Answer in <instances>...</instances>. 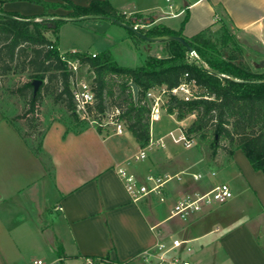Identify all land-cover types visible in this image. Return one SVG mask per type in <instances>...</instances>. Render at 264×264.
Instances as JSON below:
<instances>
[{
	"label": "crops",
	"instance_id": "obj_1",
	"mask_svg": "<svg viewBox=\"0 0 264 264\" xmlns=\"http://www.w3.org/2000/svg\"><path fill=\"white\" fill-rule=\"evenodd\" d=\"M3 1L6 12L26 17L45 14L44 7L28 1ZM71 1L89 6L105 0ZM108 1L126 20L136 16L147 20L149 24H137L146 30L178 32L188 15L183 30L187 38L214 27L217 21L225 22L240 49L234 55L225 52L227 57L238 65L244 57L251 71H264V0ZM47 14L79 21L66 18L69 11L62 8L49 9ZM128 38L136 49L148 52L147 58L166 55L165 43H149L131 34ZM160 44L165 50L158 48ZM4 112L0 110L4 125L0 131V264H32L38 259L46 264H83L90 257L138 264L144 262V251L174 239L190 242L192 251L184 249L180 255L196 264H264V173L252 167L242 150L231 156L207 151L204 156L183 157L166 145L149 152L146 160L135 161L143 147L129 131L115 136L110 128L70 130L56 121L47 128L36 153ZM170 117L177 120L176 115ZM194 119L192 115L177 122L184 129ZM118 167H125L142 182L149 175H180L181 181L167 184L164 203L154 195L133 202L117 174ZM195 167L197 171L191 173ZM194 175L203 179L196 181ZM219 184L230 186L233 198L229 202L186 221L171 218L179 198L207 193ZM59 245L63 258L58 256Z\"/></svg>",
	"mask_w": 264,
	"mask_h": 264
},
{
	"label": "trees",
	"instance_id": "obj_2",
	"mask_svg": "<svg viewBox=\"0 0 264 264\" xmlns=\"http://www.w3.org/2000/svg\"><path fill=\"white\" fill-rule=\"evenodd\" d=\"M22 1L44 7L45 14L26 17L20 13L6 12L3 7L5 1L0 0V79L10 75H29L27 81L11 90L24 101L23 118L28 122V129H34L40 107L50 96L54 104L65 106L72 118L80 122L71 88L76 75L62 60L57 38L61 26L68 21L48 15V10L62 8L69 11L68 19L106 16L132 27L138 21L147 20L139 16L126 20L108 0L93 1L89 6H79L71 0H60L61 3ZM187 21L188 15L178 32L168 28H139L138 31L152 38L169 35L181 37L193 48V55L177 41L165 43L164 57L150 56L139 67L118 64L111 51L98 53L96 57L89 52L68 54L69 58L78 60L81 67H88L93 75L91 87L95 101L88 110L89 114L99 119L116 109L120 110L119 119L125 122L126 130L145 147L151 138V110L145 101L146 92L158 86L176 88L188 74V80L195 83L197 98L185 102L172 97L168 104V114L176 115L178 122L195 116L192 124L182 129L185 137L207 141L208 132L212 131L215 138L212 149L223 150L230 156L235 150H242L252 167L264 173V71L253 72L226 56V50L236 43L227 23L217 21L216 26L187 38L183 34ZM217 26L221 34L215 37L214 29ZM128 32L137 38L133 32ZM47 33L53 35L54 39L48 38ZM132 85L138 87L137 99L134 98ZM11 122L28 142L15 118ZM98 130L102 131L100 128ZM30 145L34 152L39 153L42 140L37 146ZM57 252L63 258L64 251L60 245ZM85 262L117 264L108 258L98 257L86 258Z\"/></svg>",
	"mask_w": 264,
	"mask_h": 264
},
{
	"label": "built area",
	"instance_id": "obj_3",
	"mask_svg": "<svg viewBox=\"0 0 264 264\" xmlns=\"http://www.w3.org/2000/svg\"><path fill=\"white\" fill-rule=\"evenodd\" d=\"M203 1V0H198ZM127 13L124 12V15ZM136 30L140 28L139 25L134 26ZM141 29V28H140ZM75 53V52H70ZM69 53V54H70ZM96 57V54H93ZM62 60L66 62L68 68L76 75L75 80L72 83V92L76 101L77 110L76 113L79 118L88 122L91 126L97 129H111L113 135L122 136L126 131V125L124 121L119 118L121 111L116 109L111 114L101 116L99 119L93 118L89 114V108L94 104L95 96L92 91L91 81L79 80L77 74L81 68L79 61L68 57V54H62ZM189 75L186 74L181 84L173 89H169L167 86H158L150 89L145 94V101L150 107V126L152 124L160 122L164 113L168 114V104L172 97L179 100L189 102L197 98L195 93V83L188 80ZM132 92L134 94V90ZM173 116V115H169ZM178 141L182 142L186 149H190L194 145V139H187L184 134L178 137ZM166 136L160 138H151L148 144L141 148L140 152L134 157L135 161H144L148 158L150 151L166 148ZM118 176L120 177L123 185L129 194L133 202H138L150 195L157 196L161 202H166V186L170 182L177 180L181 181L180 175H165L154 176L149 175L145 177V181L142 182L140 178L131 173L125 167H118L116 169ZM196 181L203 179L202 175H194ZM233 198V192L228 184H219L215 186L211 191L207 193H188L179 198L171 211V218H178L181 220H188L190 217L202 213L205 209L215 206L224 205ZM187 252L192 251L189 241H182L174 239L171 242L162 240L158 242L155 247L150 248L143 252L142 258L144 261L150 264H196L188 258L182 257L180 254L182 250ZM32 264H46L43 260H35Z\"/></svg>",
	"mask_w": 264,
	"mask_h": 264
},
{
	"label": "rangeland",
	"instance_id": "obj_4",
	"mask_svg": "<svg viewBox=\"0 0 264 264\" xmlns=\"http://www.w3.org/2000/svg\"><path fill=\"white\" fill-rule=\"evenodd\" d=\"M54 16V15H53ZM139 25L146 24L148 22L138 21ZM129 32L123 27L102 19H83L79 21H69L64 23L58 32V41L60 49L69 54L68 52H79V53H92V52H105L111 51L118 62L122 65L129 67H139L143 65L144 60L148 56V52L145 49H136L133 42L129 41ZM217 34V35H216ZM220 27L217 26L214 29V35L220 36ZM50 38L54 39L53 35H49ZM156 46V45H155ZM160 50H165L164 44H160ZM240 52L237 43L231 44L226 50V53L234 55ZM163 52V51H162ZM95 54V53H93ZM227 56V54H226ZM229 57V56H228ZM239 64L246 67V61L244 57ZM250 69V68H249ZM253 71V70H252ZM253 72H263L253 71ZM28 74L23 76L10 75L4 79H0V110L6 111L11 119L15 118L16 124L27 136V140L32 142L34 146H37L47 128L54 122L59 121L64 123L70 130H81L85 127L91 126L86 122L80 120L77 122L68 113L65 106L56 105L53 102L52 97L45 98L43 105L40 107L39 119L34 123V129H28L27 120L24 117L25 105L24 101L11 93V90L21 83H24L28 79ZM93 76V75H92ZM92 76L90 71L86 69H79L77 78L79 80L91 81ZM190 120L186 121V124ZM0 119V131L3 130V123ZM127 131V130H126ZM183 134L182 128L174 117L168 116L166 113L162 115L160 122L152 124V136L154 138L160 136H166L167 149H172L180 156H192L195 154L205 155L207 151L211 155H215L217 152H223V150H214L211 148V144L215 138L212 131L208 132V140L201 141L199 138L194 139V145L190 149H186L184 144L178 141V137ZM171 147V148H170ZM166 149V150H167ZM197 152V153H196ZM151 153V151H150ZM152 155V154H151ZM203 155V156H204ZM197 167L192 169L191 173L197 171ZM174 180L172 182H175ZM171 182V183H172ZM165 210L166 206H162ZM167 212V211H165ZM83 264H93L92 262H85ZM138 264H150L146 261L139 262Z\"/></svg>",
	"mask_w": 264,
	"mask_h": 264
},
{
	"label": "water",
	"instance_id": "obj_5",
	"mask_svg": "<svg viewBox=\"0 0 264 264\" xmlns=\"http://www.w3.org/2000/svg\"><path fill=\"white\" fill-rule=\"evenodd\" d=\"M82 19H102V20L111 21V22L123 27L124 29L133 32L138 38H140L146 42H149V43H166V42H170V41H177V42L183 44L189 50V52L192 55L194 54L193 48L181 37L171 36V35L163 36V37H156V38L148 37V36L140 33L134 27L129 26L125 23H122L118 20L106 17V16H89V17H85V18H81V19H74V20H82ZM133 90H134L135 97L138 98V94H139L138 87L134 85Z\"/></svg>",
	"mask_w": 264,
	"mask_h": 264
}]
</instances>
